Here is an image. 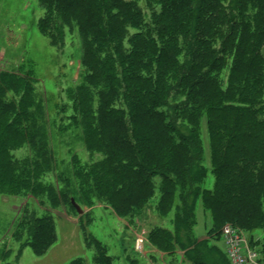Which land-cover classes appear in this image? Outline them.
Wrapping results in <instances>:
<instances>
[{
	"label": "trees",
	"instance_id": "1",
	"mask_svg": "<svg viewBox=\"0 0 264 264\" xmlns=\"http://www.w3.org/2000/svg\"><path fill=\"white\" fill-rule=\"evenodd\" d=\"M138 1L39 0L44 10L39 30L44 36L59 45L65 29L78 32L82 82L70 91L71 125L81 132L86 150L102 155V160L83 164L73 159L75 181H69V189L75 186V194L68 195L59 180L55 185L48 178L54 172L53 153L50 156L45 143L32 144L35 130L26 135L21 130L34 156L25 158L22 170L11 158L0 162L1 188L29 192L54 209L63 200L74 207L71 198L91 209L100 199L118 213L117 193L131 186L130 210L124 217L130 216L154 198L155 178L164 189L162 197L177 186H193L191 164L194 156L204 158L202 138L198 133L186 139L178 126L194 127L205 117L214 187H201L208 169L200 164L203 175L193 209L186 210L187 217L175 213L174 225L183 220L192 230L199 201L211 214L212 231L219 228L216 235L232 223L248 235L264 231V51L256 53L264 47V0H147L149 18ZM6 92L0 75V101ZM9 122L0 112V145L22 149L25 145L19 143L10 146L18 138L8 139ZM238 146L243 154L231 163ZM133 179L143 194L132 191ZM177 199L186 204L182 197ZM174 201L164 217L179 206ZM49 214L35 217L34 227L25 220L18 229L30 236L28 244L38 257L57 241ZM173 237L159 228L149 239L155 244L156 238L162 239L166 254L177 251ZM249 244L252 248L251 236ZM86 245L96 249L94 264H112L92 237ZM186 255L192 260L187 253L184 259ZM261 258L264 263V243ZM70 264L86 263L78 258Z\"/></svg>",
	"mask_w": 264,
	"mask_h": 264
},
{
	"label": "rangeland",
	"instance_id": "2",
	"mask_svg": "<svg viewBox=\"0 0 264 264\" xmlns=\"http://www.w3.org/2000/svg\"><path fill=\"white\" fill-rule=\"evenodd\" d=\"M138 4L149 18L148 1L139 0ZM43 16L44 10L39 0H0V75L2 88L7 91L5 97L1 98L0 112L7 114V119H10L5 125L8 139H19H12L10 146L18 143L20 147L25 145L22 149H8L7 145H0V162L6 157L11 158L13 165L22 170L25 158L34 156L31 147L26 144L25 135L35 130L32 144L40 146L45 143L50 156L51 152L54 156V172L48 178L55 185L59 180L64 191L70 195L71 192L75 194V186L69 189V181H75L73 159L90 164L102 160V155L89 153L81 141V132L71 125L74 103L70 91L82 82L78 32L65 29L61 43L54 44L39 30V21ZM255 48L252 46L251 51ZM263 48L260 51L256 48V53L263 52ZM218 50L220 46H217ZM227 73L225 71L222 74L224 85ZM178 132L186 139L192 140L198 133L202 138L204 158L194 156L191 164L193 186H177L172 193L162 197L164 189L162 192L160 179L155 178L154 198L127 217L124 214L130 210L128 199L132 198V193H129L131 186L127 191L122 189L117 193L118 196L115 195L118 197L120 212L117 213L96 199V206L91 209L80 204L84 212L78 214L64 200L60 207L54 209L48 203L41 204L29 192L14 194L13 191L1 188L3 175L0 173V264H70L78 258L86 264H94L96 249L86 245L91 237L101 245L112 264H228L223 256L226 255V246L221 232L216 235L219 229L216 226L215 231H212L214 224L211 214L203 208L204 203L202 205L198 201L196 205V225L193 231L185 227L183 220L178 221L179 228L174 225L175 213L176 216L179 212L181 217H187L186 210L193 209L197 194L195 189L203 175L199 169L200 164L208 169L201 187L208 190L214 187L206 118L203 117L194 127L179 125ZM240 147L234 148L231 163H234L237 155L243 154V147ZM256 148H260V151L262 149L258 145ZM192 152L195 155L194 148ZM249 164L254 165L255 161ZM132 191H136L135 195L144 191L136 186L135 179ZM178 196L186 202L184 206L182 201L178 203ZM77 197L80 198L78 194ZM173 201L179 206L164 217L162 214L168 203ZM181 208L185 210L180 212ZM46 213H50L55 224L57 241L45 255L38 257L28 244L30 236L26 231L20 234L18 229L25 220L32 222L34 227V218L46 217ZM159 228L174 233L177 251L164 254L162 239L156 238L157 244L152 241L153 238L149 239L157 234ZM243 233L248 240L251 236V249L258 255L256 261L249 264H264L261 258L264 231L255 230L249 235L245 231ZM91 243L94 244L93 240ZM184 253L189 254L192 260L187 255L182 260L180 254L183 256Z\"/></svg>",
	"mask_w": 264,
	"mask_h": 264
},
{
	"label": "built area",
	"instance_id": "3",
	"mask_svg": "<svg viewBox=\"0 0 264 264\" xmlns=\"http://www.w3.org/2000/svg\"><path fill=\"white\" fill-rule=\"evenodd\" d=\"M221 235L226 246V256L231 264H249L256 261L258 255L251 249L249 240L241 229L226 224L221 229Z\"/></svg>",
	"mask_w": 264,
	"mask_h": 264
},
{
	"label": "water",
	"instance_id": "4",
	"mask_svg": "<svg viewBox=\"0 0 264 264\" xmlns=\"http://www.w3.org/2000/svg\"><path fill=\"white\" fill-rule=\"evenodd\" d=\"M71 203L74 206V208L76 209L78 214H82L84 211L83 209H81V207L75 203L74 199L71 198Z\"/></svg>",
	"mask_w": 264,
	"mask_h": 264
},
{
	"label": "crops",
	"instance_id": "5",
	"mask_svg": "<svg viewBox=\"0 0 264 264\" xmlns=\"http://www.w3.org/2000/svg\"><path fill=\"white\" fill-rule=\"evenodd\" d=\"M180 256L182 257V260H183L184 258H183V256H182V254H180Z\"/></svg>",
	"mask_w": 264,
	"mask_h": 264
}]
</instances>
